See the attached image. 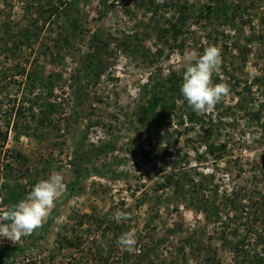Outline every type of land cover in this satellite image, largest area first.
I'll list each match as a JSON object with an SVG mask.
<instances>
[{
  "label": "rangeland",
  "instance_id": "obj_1",
  "mask_svg": "<svg viewBox=\"0 0 264 264\" xmlns=\"http://www.w3.org/2000/svg\"><path fill=\"white\" fill-rule=\"evenodd\" d=\"M212 1L0 0V209L51 174L67 187L73 168L90 171L39 229L0 240V264L264 258V0L204 15ZM97 31L102 71L81 83ZM210 45L212 82L230 89L220 103L197 114L180 92L149 105L153 83L175 73L180 88Z\"/></svg>",
  "mask_w": 264,
  "mask_h": 264
},
{
  "label": "clouds",
  "instance_id": "obj_2",
  "mask_svg": "<svg viewBox=\"0 0 264 264\" xmlns=\"http://www.w3.org/2000/svg\"><path fill=\"white\" fill-rule=\"evenodd\" d=\"M221 59V50L210 45L198 58H190L183 72L180 92L187 105L197 114L211 111L229 93L230 89L226 83L214 84L211 79L219 70ZM65 187L62 173L51 174L38 181L25 198L6 209H0V240L8 239L14 242L39 229L56 201L62 196ZM112 215L118 223L129 218L128 213L119 209ZM117 243L126 250H131L136 244V239L133 233H125L117 239Z\"/></svg>",
  "mask_w": 264,
  "mask_h": 264
},
{
  "label": "trees",
  "instance_id": "obj_3",
  "mask_svg": "<svg viewBox=\"0 0 264 264\" xmlns=\"http://www.w3.org/2000/svg\"><path fill=\"white\" fill-rule=\"evenodd\" d=\"M106 1L107 0H101L103 11H104V7L106 6ZM186 8L187 7L184 5H181V7H179L178 9L179 18H182V19L184 18L182 17V14L186 16V14H184ZM227 9H228V5L225 2V0H213L212 2H209L208 4L205 5L204 15L208 16L209 14L218 12V11L221 13H226ZM177 23L178 21L170 24V28L174 29L175 35L178 34V32H180V30L177 28ZM100 40H101V35H100V32L97 31L94 34V42H92L89 52L87 53L86 63L84 65V70H83L84 72L82 73V76L80 79L81 83H83L84 80L86 79L98 77L101 74L103 59L100 56L101 54L100 47H102ZM166 80L168 81V83H163V84L153 83L152 85L153 93H152V97L149 99V105H158V104L164 103V105L168 108L174 104L175 97L178 96L180 93V88H179L180 83L179 82H181L182 77H179L175 73H172L166 77ZM76 105H77V102H76ZM187 114H188L187 115L188 119H191L193 114L192 113H187ZM89 172L90 171L88 170L87 167L73 168L72 169L73 181L66 187L65 194L70 195V193L75 188L80 178L87 175ZM169 181L170 179H167V182ZM175 189L177 190L178 187L176 186ZM68 243L73 244L71 243V241H68ZM7 261L8 260H5L4 262H7ZM248 262L249 264H264V258L259 256V257L253 258V260H248Z\"/></svg>",
  "mask_w": 264,
  "mask_h": 264
}]
</instances>
